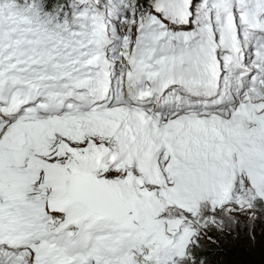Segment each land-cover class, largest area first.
<instances>
[{
	"label": "snow or ice",
	"instance_id": "6c2138e0",
	"mask_svg": "<svg viewBox=\"0 0 264 264\" xmlns=\"http://www.w3.org/2000/svg\"><path fill=\"white\" fill-rule=\"evenodd\" d=\"M0 264H264V0H0Z\"/></svg>",
	"mask_w": 264,
	"mask_h": 264
}]
</instances>
